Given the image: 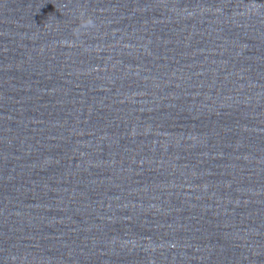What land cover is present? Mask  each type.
Instances as JSON below:
<instances>
[{
	"label": "water",
	"instance_id": "water-1",
	"mask_svg": "<svg viewBox=\"0 0 264 264\" xmlns=\"http://www.w3.org/2000/svg\"><path fill=\"white\" fill-rule=\"evenodd\" d=\"M0 264H264V111L132 0H0Z\"/></svg>",
	"mask_w": 264,
	"mask_h": 264
}]
</instances>
